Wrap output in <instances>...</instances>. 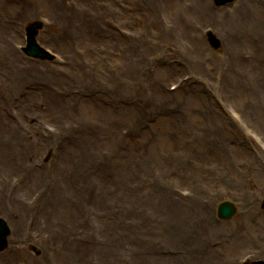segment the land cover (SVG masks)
Here are the masks:
<instances>
[{"label":"rangeland","instance_id":"1","mask_svg":"<svg viewBox=\"0 0 264 264\" xmlns=\"http://www.w3.org/2000/svg\"><path fill=\"white\" fill-rule=\"evenodd\" d=\"M22 1L0 0V212L5 211V206L9 207L15 223L18 220L20 226H23L27 217L18 219L19 212L24 207L31 209L34 206L47 190L49 181L57 183L63 191L65 183L83 181L84 186L85 182L92 183L93 186L95 181L99 183L100 177L106 180L108 178L110 182L105 197L100 194V188L99 191L96 190L97 196H101L99 205H95L90 198L81 204L77 202L78 205L71 207L76 215L68 217L64 212L65 218L77 224L78 216V223L82 222L80 212L76 211L80 206L84 207V217H92L94 214L95 217H102V212L113 208L112 215L120 229L131 235L136 233L144 248L158 247L165 256H171L172 251L177 250L174 245L179 242L169 236L168 231L172 228L167 224L170 219L154 214L158 210L152 206L157 204L159 193L167 191L170 195L181 196L180 190L186 188L201 195L202 204L205 205L202 208L214 202L207 215L204 211L195 213L192 207L186 208L199 220L204 216L211 218L213 228L201 237L206 243L204 251L196 248L191 251L189 234L179 231V235L174 234L176 238L183 240L185 253L181 258L190 260L193 264H205L206 258L212 259L213 263L219 261V264H237L244 254L253 251L257 256H263L264 209L260 203L264 191V114H242V110L247 105V92L255 93L260 89L264 79V66L260 65V58H257L254 72H235L231 75L229 84L223 79L220 68L225 61H229L228 55L235 57L236 61L251 60L255 56L253 47L249 49L247 44L223 47L222 44L218 50H214L202 37V30L197 31L192 27L196 33L183 32L180 27L181 19L185 16L193 17L184 8L180 10L181 6H176L175 0H136L135 3L129 0H27L29 19L26 21L22 16ZM235 1L218 8L230 9L240 0ZM256 1L260 4L257 8L249 4L252 8L251 16L254 15L255 18L249 22L260 28L264 24V0ZM209 2L211 6H215L212 0ZM152 3H159L162 7H154ZM69 9L79 16L89 17L90 14L94 16V20L99 19L97 21L109 28L114 36L126 40V43L118 42L125 45L126 50L132 48L131 39L134 36L138 38L133 40L144 41L149 51L140 53V61H152L146 67L150 74L155 75L156 79H151L154 90L151 89L150 82L137 79L146 75V72L138 73L141 75L133 79L130 71L135 68L132 63L136 58L123 51V47L115 48L103 38L88 36L73 37L68 44L52 41L54 36L63 39L61 11ZM30 10H33L32 13ZM35 15L50 19L38 32L37 38L42 45L58 54L57 61L49 63L28 57L17 50V45L24 42L27 22L36 18ZM207 18L211 19L212 16H195L193 22L195 25L202 22L208 24L206 26H212ZM254 30L262 34L260 29ZM73 32L81 33L78 29ZM43 36L48 39H42ZM258 40L259 38L255 42ZM196 42L202 44L210 54L205 56L208 60L193 64L188 61L197 53ZM260 45L264 50V35ZM95 55L100 58L95 59ZM16 58L27 69L22 71L21 65L15 69L7 63L11 59L16 61ZM119 64L124 66L121 70ZM31 65L35 68L32 69ZM255 65L256 63L253 64ZM112 66L116 71L109 70ZM78 68L86 71L88 68L87 74L93 83L89 82L87 85L85 81L78 79ZM188 75L195 79L187 87L181 85L175 93L178 94L177 97H171L164 104L155 103L156 95L164 100L163 93L168 90L169 85L185 81L186 79L181 78ZM132 82L135 85L133 89L130 87ZM118 83L129 88L124 90L120 85L118 89ZM193 85H198L203 98L196 93V97L182 99L184 90ZM87 86L89 87L85 88ZM46 90L53 94L50 99L46 98ZM261 96H264V91ZM210 98L214 99V103L219 105V112L228 119L226 123H217L216 126L222 130L224 137H229L230 144L225 150L229 152L230 158L227 160V169L221 165L212 171H206L205 168L209 165L222 164L223 155L221 151L214 150L217 147L210 144L213 142H206L207 148H200L207 149L208 152L197 150L200 136L196 129L209 127V122L204 119L205 100ZM90 99L101 107L100 111L92 108L94 105L88 102ZM81 100L87 102L75 108H67L68 103L74 104ZM147 102L150 110L139 118L137 110ZM186 121L188 128L184 126ZM103 124L104 132L109 134L105 139L97 134L84 133L92 132L93 126L103 127ZM222 125L229 128L224 129ZM126 133L133 135L125 140L122 137H127L124 136ZM252 134L262 143L256 142ZM42 140L49 143L45 144ZM49 146L53 152L51 150L45 163L43 156ZM188 147L196 148L190 163H187L191 154ZM172 152L174 160L183 161L181 165L170 167L174 171L167 170L166 163H161V159ZM82 158L86 165L94 161L98 164L99 160H103V168L109 174L88 171L87 167L80 166ZM188 165L192 166L189 171ZM200 165L204 168H199ZM61 168L67 169L64 174L60 173ZM217 170L219 173L216 181L194 175L196 171L204 176L212 175ZM75 185L77 184L72 186ZM77 186L83 193L82 187ZM38 190L41 194L37 196ZM65 193L69 201L75 200L72 188ZM212 193L215 197L229 194L228 198L235 199L232 202L236 204L238 212L229 220H219L215 214L217 203L209 198ZM206 200H209L208 203H204ZM42 201L43 197L37 206ZM27 202L31 205L27 206ZM246 202L257 211L248 221L245 216H241L242 206ZM199 220L189 217L184 221L193 223L192 230L201 226L208 227L204 220ZM84 222L85 220L80 227H91L86 241L81 242L86 243L85 246L89 248L99 247V242L92 241L100 234L98 226L93 228L91 223ZM235 222L237 224L234 225ZM236 228H239L237 232L234 231ZM10 229L12 235L11 225ZM38 230V224L24 227V232L28 231L26 235L31 237L33 234L38 237ZM43 235L52 244L51 248L60 245L59 253L63 250L61 239L52 238L48 232ZM99 240L100 237H96V241ZM10 245L8 241L7 248L0 252V264H33L32 259L38 264V260L56 253L51 248L50 252L42 249L38 252L32 244H25L22 249H12ZM63 253L67 254V251L64 249ZM71 262L69 259L64 264H75ZM174 262L177 264V261ZM43 264L61 263L56 259Z\"/></svg>","mask_w":264,"mask_h":264},{"label":"bare ground","instance_id":"2","mask_svg":"<svg viewBox=\"0 0 264 264\" xmlns=\"http://www.w3.org/2000/svg\"><path fill=\"white\" fill-rule=\"evenodd\" d=\"M47 1L49 2L51 0H47ZM129 1L131 3H135L136 0H129ZM26 3H27V0H23L20 4L23 9L22 16H23L24 21L29 19L28 11H27L28 9H26ZM174 4L179 7L181 6L180 10H183L184 8V10H187L188 12L192 13L191 14L192 17L201 16V17L206 18V16H209V15L213 16L214 14L216 17L215 22L217 24V26H215L217 30L216 39L219 41L221 46L223 44V47L224 46L225 47H230V46L238 47L240 45L243 46V44H247L248 47H250L249 49L253 47L255 51V56H253L251 60L241 62V61H236L235 57L229 56L230 62L225 61L222 65H220V68L223 71V79H225L226 84H229V82L231 81V75L234 74L235 72H238L239 74L251 73L252 71L254 72L256 69L255 67H257V58H260V65L264 66V50L262 49L260 45L261 42L263 41L264 24L260 25V28H257L256 26H252L249 22L255 19L254 15L251 16L250 12L252 11V8L249 4L257 8L260 5L258 1L240 0L234 7H231L232 9L231 8L230 9L214 8L211 6L208 0H175ZM151 5L154 7H162V5L159 3H152ZM144 6L147 7V4H144ZM32 11L33 10H30V13H32ZM72 11H73L72 9L61 11L62 12V24H63V39H60L54 36L52 38V41L56 43L66 42L68 44V42L73 37L88 36V37H95L99 39L103 38L109 44L111 43V45L114 46L115 48L119 46L123 47V51L128 52L129 55L132 54V57L136 58V60L133 62V66L135 68L130 71V74L132 73L131 75L133 76V79H136L138 76H140L142 74L141 72L143 71L146 72L147 73L146 75H142L138 77L137 79L141 81L150 82L151 89L154 90L153 80L151 79H156L155 75L150 74L147 71L148 69L146 68V66L149 65L152 61L150 63H147L144 60L140 61V58H141L140 53L141 52L147 53L149 51L148 46L144 41H142L141 39L139 40L131 39L132 48H130L131 50L128 49L129 50L128 51L126 50L125 45L120 44V43H126V40L123 38H120L117 35L114 36L113 33L110 32L109 28L102 26L101 22L99 23L97 21L99 19L93 20V16L82 17V16L77 15L74 11L73 12ZM101 12L103 14L105 13L104 11H101ZM206 20H208V18ZM180 27L183 30V32L189 31V29L184 27L182 23ZM74 29L80 30L81 33H74L73 32ZM254 29H260L262 31V34L261 32L257 33ZM99 32H100V35H98ZM258 38L259 40L256 43L255 41ZM42 39L46 40L48 38L46 36H43ZM195 44L198 46L197 53L196 55L191 56L188 62L197 64L198 62L208 60L209 58H206L205 56H208L210 52L202 44H199L197 42ZM129 46H130V43H129ZM94 58L97 59L100 57L98 55H95ZM138 62L142 64H139ZM7 63L13 65L15 69L19 68L20 65H21L22 71L27 69V67L23 65L22 61L18 58H16V61H14V59H11ZM254 63H256L255 66H253ZM31 67L32 69L35 68L33 65H31ZM118 67H120V70H121L122 67L124 66L122 64H119ZM78 69L80 71V74H77L78 79L85 81L87 85H89V82L93 83L90 80L87 74V71L84 68L82 69L78 68ZM138 73H141V74H138ZM118 76L121 79V76L120 75ZM194 79L195 78L189 79V82L183 84V86L186 85L187 87L192 81H194ZM262 81L263 83L262 84L260 83L261 84L260 89L257 90L255 93H249L246 91L247 92L246 94L247 95V105H246L247 109L245 108L244 110H242L243 114L244 112L245 114L252 113V115H256V116H261V114H264V96H261V92L264 91V79H262ZM118 84H119L118 85V89H119L121 84L120 83ZM121 86L123 87L124 90L129 88L123 85ZM88 87L89 86L85 88H88ZM130 87L131 89L135 88L134 82L131 83ZM241 89L239 91H241ZM184 91L182 90V92H184L182 99L184 100H186L189 97H196L195 96L196 93H198V95L202 97V93L200 92L198 85H193L189 87L188 89L186 88V90ZM176 92L177 91L171 94L166 93V92L163 93V96L165 97L164 100H161L160 98H158L157 95H156V98L155 99L153 98V99L156 104L157 103L164 104L165 102L169 101L171 97L173 98L175 96L177 97L178 94L176 95L175 94ZM45 95L47 99L48 98L50 99L53 94H51L49 90H46ZM207 100H205L206 116H205L204 121L209 122V127L210 126L211 127L215 126V127L214 128L207 127V128H203L202 130H199V127H197L196 129L198 130L197 134L200 136L197 150L208 152L207 149H200V148L202 147L207 148L206 142H213L210 144L217 147V148H214V150L221 151L223 153L222 164L220 163L216 165H209L208 167L216 169V166L219 167L223 165L224 169H227L228 167L227 160L230 158V155H229V152L225 150V148H227L230 144L229 137H224L222 130L218 126H216L217 123H221V124L222 122L226 123L227 118H225V116L219 112V109H220L219 105L216 102H215L216 104L214 103L213 101L214 99L212 100L210 98V100L208 101ZM88 102L94 105V107L92 108L95 109V111H100L99 108L101 107L96 105L94 101L90 99ZM79 104L80 102H75L74 104L68 103L67 108H71V106L75 108ZM139 108L138 110L136 109L137 112L139 113V118L144 116L147 113V111L150 110L148 102L146 103V105H143ZM184 126L188 128L187 121L184 124ZM227 127H223V128L225 129ZM84 133L93 134V135L97 134L101 136V138L103 139L109 136V134H107L106 132L99 131V130H93L92 132L85 131ZM42 135L45 136L43 133ZM54 140L55 139H52V141ZM43 142L45 144L49 143L45 141ZM188 148L191 150V154L189 156V159L187 160V163H190L193 158L192 154L195 152L196 148H191V147H188ZM173 158L174 157L171 154L167 153V155L161 159L162 164L163 162L166 163L167 170L171 171L172 169H170V167L183 164V161L174 160ZM83 160H84L83 158L80 159V166L84 168L87 167L88 171H92V172L101 171L104 174H109L103 168V160H99L98 164H95V161H94L93 163H90L89 165H86V163H83L84 162ZM202 166L200 165L199 168ZM191 169H192V166L188 165L187 171ZM66 170L67 169L65 168H61L60 173L64 174ZM218 170L212 175L204 176L198 173L197 171L196 173H194V175L198 178H202V179L206 178L211 181H216L219 171L221 172V170L219 171ZM235 176H237V174H235ZM66 180L69 181V179H66ZM109 182L110 181L108 178L106 180L105 178L100 177L98 184H97V181H95V184L93 183L94 185L92 186V183L89 184L85 182V186H86L85 187L83 185V181H79V182L72 181L69 183H65L63 187V191H62L61 187L59 188L57 186V183L55 184L49 181L47 190L39 198V200H41V198L43 197L42 203H40L37 206V203L39 202V200H37V202L34 204V206L31 209H27L24 207L19 212L18 219L21 217H25V218L27 217V219H25V224H23V226L22 225L20 226L18 220H17V223H15L12 210L9 207L5 206L4 208L5 211L0 212V216L7 219L9 224L12 226V229H13L12 235L10 234V237H9V244H11L10 245L11 248L12 249H15V248L22 249L25 244L28 245L30 242H37L41 244V246L51 248L52 244L48 241V239L44 237L42 233H39V232H43V233L48 232L51 234L52 238L57 239V240L61 239L63 242L62 245H64V247L60 253L58 250V247H60V245L53 247L54 248L53 250H58L56 251V253H54L53 257L51 258L46 257V258H43V260L40 259L38 260V264L49 263V262L55 261L56 259H58L61 264H64L65 261L66 260L68 261L69 259L72 261L71 263H75V264H176L174 261H177V264H193L192 261L190 260L186 261L185 259L181 258V256L185 253L184 248L182 246L183 240H180V238H176L174 236V234L179 235L178 233L179 231L181 233H186L190 235L191 251L195 248L200 251L201 250L204 251L206 249V243L205 241L201 239V237L207 232H209L211 228H213L212 219L204 216V217H201V219L199 220L198 217L193 216L192 212L186 208L192 207L195 213L201 210V211H204L207 215V213L211 211V205L213 203L209 204L205 208H202L199 206L198 201L195 199L183 200V199L178 198L177 196L168 194L167 191H164V193L158 194L159 200L157 204H154V206L152 207H155L158 210V213L155 212L154 214H157L161 218H167V220L170 219L169 223L167 224L168 226L172 228L168 231L170 234L169 236L177 239V241L179 242L177 245H174L176 246L175 248L177 249L176 255H171V256L166 255L165 256L163 254V251L161 252V250L158 249V247L144 248L143 245H141V240L136 236V233H134V235H131V234L125 233L126 231H124L123 229H120V226L117 225L115 218L112 215L113 208L106 209L105 213L102 212L101 213L102 217H99V216L95 217V214L92 217H88V216L84 217L83 215L84 207L80 206L79 208L78 207L76 208V211L80 212L79 216L83 218L82 222L85 220L84 223L86 222L91 223L93 228L94 226H98L97 228L100 231V234L96 236V237H100V240L96 241V237L92 239V241L94 240L95 242H99V245H98L99 247H94L95 249L93 247L91 248H89L88 246L86 247L85 246L86 243L81 242V241H86V235H88L87 232L91 226L82 225L80 227V224L82 222L78 223V216H77V224H73L72 222H70L69 220L65 218L64 212L66 216L74 217L76 215V212H74L71 209V207L74 205H78L77 202H79L80 204L81 202H86L88 198H90L91 201L94 202L95 205H99L101 203V198H100L101 196H97L98 192L96 190L99 191L101 189L100 194H102V197H105ZM73 184H77L80 187H82L84 192L82 193V190L77 185L73 187L72 186ZM71 188L74 191L73 199L75 200L73 201H69L68 196L65 193V192H69ZM96 212H100V211L96 210ZM253 213L256 214L257 211L256 209L253 208L252 205H250L249 202H246L245 204H243L242 212H241L242 217L245 216L248 221ZM29 216L32 218L30 219ZM189 217H194V219L199 220V222H203L204 220L205 224L208 227L201 226V227H196V229L192 230L193 223L191 221H184L186 218H189ZM42 221L44 222L43 224H42ZM32 223L34 225L36 224L39 225V230H38L39 232H38V237L36 240H34L33 237H31L30 235H26V233L24 232V227L26 225H31ZM235 224H237V222H235L234 225ZM161 225L164 226L162 222H161ZM189 225H191V228L189 227ZM21 227L23 229V232H22ZM238 229L239 228H236L234 229V231L237 232ZM262 239H264V236ZM82 247L85 248V250ZM64 249L67 251V254L63 253ZM46 251H49V249H47ZM64 255H65V259L63 260ZM105 255L108 258L107 260H106ZM32 260H33V264H37V262L34 259ZM219 263H220L219 261H217L216 263H213L212 259H209V258H206V262H205V264H219ZM199 264H203V263H199Z\"/></svg>","mask_w":264,"mask_h":264},{"label":"water","instance_id":"3","mask_svg":"<svg viewBox=\"0 0 264 264\" xmlns=\"http://www.w3.org/2000/svg\"><path fill=\"white\" fill-rule=\"evenodd\" d=\"M231 210H232V211H231ZM231 210H228V209L226 208V206L223 204V205H221V206L219 207L218 215H219L220 217H229V216H231V215L233 214L235 208L232 207Z\"/></svg>","mask_w":264,"mask_h":264}]
</instances>
